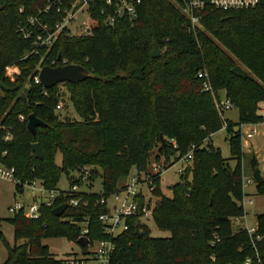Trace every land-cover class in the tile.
I'll return each mask as SVG.
<instances>
[{
  "label": "trees",
  "instance_id": "trees-1",
  "mask_svg": "<svg viewBox=\"0 0 264 264\" xmlns=\"http://www.w3.org/2000/svg\"><path fill=\"white\" fill-rule=\"evenodd\" d=\"M45 1L0 0V122L12 126L7 140L0 128L1 149L7 150L0 159L15 167L17 177L39 179L48 189H61L63 174L69 186L77 182L72 169L83 164L94 167L89 189L81 191L87 204L68 206L58 215L54 208L65 200L57 196L51 204L41 203L37 218L23 211L9 217L15 243L8 246L2 264H65L44 239L66 237L78 243L83 227L88 228V242L78 244L84 252L95 240L108 238L99 218L108 205L101 199L123 188L120 179L133 168L152 175L151 191L157 197L152 219L171 234L152 235L142 214L135 213L128 217L127 229L110 236L115 244L111 264H264V211L257 214L252 236L232 222V217L244 214L240 138L236 123L225 119L215 103L218 91L224 89L239 109V121L258 117L257 103L264 99V0L236 9L206 4L195 27L182 10L184 0H143L135 18L121 17L108 25L102 21L100 6H92L93 32L78 37L63 32L49 57L41 60L43 51L30 53L33 43L19 26ZM155 43L164 53L152 54ZM232 54L257 77L234 73L237 62ZM52 56L59 57L55 63ZM64 58L85 65L90 75L51 87L35 81L39 64L57 65ZM10 65L19 68L14 80L6 75ZM200 70H207L215 93L203 90ZM62 84L79 118L61 116L56 107L64 100ZM32 112L46 122L37 125L35 134L28 127ZM20 114L26 119L21 120ZM225 121L236 160L233 166L218 147L205 143ZM35 141L42 157L33 150ZM156 146V159L163 155L170 161L174 156L166 167L194 147V180L187 182L189 186L175 182L172 196L162 191L160 174L149 170ZM250 161L255 169L258 160ZM99 175L102 191L96 192L91 187ZM256 187L264 194V179ZM15 188L23 191L19 183ZM137 198L142 204L146 196L139 193Z\"/></svg>",
  "mask_w": 264,
  "mask_h": 264
},
{
  "label": "built area",
  "instance_id": "built-area-1",
  "mask_svg": "<svg viewBox=\"0 0 264 264\" xmlns=\"http://www.w3.org/2000/svg\"><path fill=\"white\" fill-rule=\"evenodd\" d=\"M143 0H46L45 3L39 8L37 14L30 15L26 22L21 23L19 26V32L25 37L31 39L33 43V48L31 52H41V60L49 57V49L53 46L55 41L66 31V35L78 37V36H87L93 32V20L94 13L92 6H100V16L104 24H113L121 17L135 18L137 16L138 7ZM261 0H184L182 10L189 18L191 25L200 24L201 14L200 12L204 9L206 4H212L216 7L223 9H236V8H248L254 7L259 4ZM23 8L21 7V10ZM86 14V21L82 24V33L78 34L75 32L73 23L75 17L78 13ZM59 15L60 17L56 18ZM46 16V17H45ZM55 16V17H54ZM59 58V57H58ZM58 58L54 56L50 57L52 63H55ZM57 59V60H56ZM68 63L64 58L63 63ZM52 65V64H51ZM15 65H10L6 67V75L11 79L16 78L10 76L8 72ZM43 65L39 64L38 71L34 76L36 82H41L39 77V71ZM15 75L19 73V68L16 66ZM198 76L203 78V90H210L212 93H215L213 86L211 84L207 70H200ZM215 103L219 110L229 109L234 105V103L227 98L226 94L223 98L217 93L215 96ZM63 101H60L57 104V108H62ZM257 118L253 120L238 121L236 124V131L239 134L240 138V164L242 170V187L244 191V196L240 200V203L244 207V214L239 216L232 217V220L236 223H239L242 218H247V213L250 211L246 208L247 203H253V198L248 197L249 192L247 191V186L252 182H256L253 173L248 175L245 169V155L246 150H253L252 139L256 136H264V99L258 101L256 108ZM20 119H26L24 114H20ZM225 124L227 125L226 121ZM0 128L4 129L3 140H7L12 136V126L0 122ZM194 148V147H193ZM193 148L183 156L184 160H189L192 158ZM7 153L6 149H1L0 141V156H3ZM252 157L257 158L256 152L253 150ZM94 166L90 164H83L79 166L74 174V177L78 179L77 182L73 183L66 189H48L44 186L41 180L39 179H26L22 180L21 178L15 175V167L5 164L2 159H0V177L11 179L16 183H19L23 187L32 189L33 191L38 190L41 195L48 194L46 200H37V194H34V201L30 204H26L23 201L16 200L15 204L10 207L13 212L23 211L24 214L28 217L37 218L40 214V205L42 202L53 203L54 199L57 196H62L64 202H68L71 205H83L87 204L88 201L84 199L81 194L83 186L89 184V179L91 175V170ZM182 168H180L181 170ZM153 177L151 174H144L143 177L139 173L134 174L131 177V182L126 183L123 187L125 192L124 197H121L119 190L112 193L115 198L120 201V204H114L113 207L110 206L109 197H103L101 202H106L108 205V210L99 215L100 220L103 224V230L110 236L117 235L123 230L127 229L128 217L141 213V218L147 217L148 215L152 216L154 204L152 201V188L154 187ZM143 184H146L148 190L151 192V196L143 192V189L140 187ZM87 190V189H86ZM22 191V192H23ZM57 191V195H55ZM139 193H142L146 196L145 201L141 204L137 196ZM243 227L247 229L249 234L252 236L256 233V225L249 226L248 224H243ZM88 231L87 227H83L82 235H86ZM81 235V236H82ZM87 236V235H86ZM102 238L97 240L98 245L93 249L88 248V251L83 252V256H78L76 254H68L64 256L65 264H90V262H95V264H111L110 258L111 254L115 248L114 241L111 237ZM92 246V244L90 245Z\"/></svg>",
  "mask_w": 264,
  "mask_h": 264
},
{
  "label": "rangeland",
  "instance_id": "rangeland-1",
  "mask_svg": "<svg viewBox=\"0 0 264 264\" xmlns=\"http://www.w3.org/2000/svg\"><path fill=\"white\" fill-rule=\"evenodd\" d=\"M85 15L86 14L81 12L78 13L75 17L73 27L75 32H77L78 34H81L83 31L82 24H84L86 21ZM159 50L160 53H164V48L162 49L159 47ZM232 57L237 62V64L243 66L250 73V75L257 77L254 72L248 69L243 63H241L236 56L232 54ZM9 69L10 70L8 72L10 73V76L15 77L16 75L14 70L16 69V66H13ZM12 80H14V78H12ZM61 90H63L65 95L63 106L60 110L61 116H65L67 114L71 117L79 118V115L73 107V104L69 101V91L66 85L62 84ZM218 93L223 98V96L225 95V90L220 89ZM224 118L237 124V122L239 121L238 107L233 106L229 109L224 110ZM229 136L230 134L228 132L227 126L226 124H224L222 128L212 133L205 143H212L215 147H218L221 150L222 155L228 158L231 164L235 165L236 160L235 158H233L230 150ZM252 143L253 150L257 154L258 166L260 167L261 173L264 177V136H256V138L252 139ZM245 150V169L246 173L249 175L254 170L251 161L249 162L252 157L253 150H249L248 148ZM157 152L158 146H156L151 153L149 170L155 174H160V187L166 195L172 196L171 186L177 181L181 182L184 185H187L188 183L192 184L194 180V165L192 159L184 160V158L181 157L175 163L166 167L169 162L174 160V156H171L170 161L166 160L163 155L156 159L155 156ZM60 160L61 154L59 153L57 155V161L60 162ZM180 168L182 169L180 170ZM75 170L76 168L72 169V173H74ZM134 174H137L135 168L132 169L131 173L128 176L120 179L119 186H124V184L130 183L131 177ZM139 175L143 177L144 173H140ZM68 186L69 180L67 179L66 175L63 174L59 182V187L62 189H66L68 188ZM140 187L143 189L144 193H147V195L151 196V192L148 190L146 184H143ZM82 188L86 190L89 189V186L85 185ZM91 189L96 192L102 191L101 175H99L93 181ZM122 189L123 188H120L119 194L121 195V197H124L125 192ZM247 191L250 193L248 197L253 198V203L246 204V208L250 210L247 213L246 219L242 218L239 223H236L232 220L235 228H238L245 223L249 226L256 225L257 214L264 211V194H261L257 191L256 182H252L251 184H249L247 186ZM34 194H37L36 199L39 201L46 200L48 198V194L41 195L38 190L33 191L28 187H25L23 192L16 191L15 182L13 180L0 177V231L3 233V236L0 235V264H2L7 258L8 246L15 243V228L13 223L9 220V217L13 216L14 212L10 209V207L15 204L16 200L23 201L26 204L32 203L34 201ZM55 195H57V191H55ZM151 197L153 203H155L157 197L155 195H152ZM109 203L110 206L113 207L114 204L119 205L120 201L115 198L114 194H111L109 195ZM141 221L146 223L151 228V234L154 236H169L171 234L169 230L157 227L154 220L152 219V216L150 215L141 218ZM44 242L49 245L51 252H53L58 258H62L68 254H76L78 256L84 255V249L80 247L78 243L73 240H69L66 237L50 236L45 238ZM97 245L98 241L95 240L92 246H90L89 248L93 249ZM90 264H95V262L91 261Z\"/></svg>",
  "mask_w": 264,
  "mask_h": 264
},
{
  "label": "water",
  "instance_id": "water-1",
  "mask_svg": "<svg viewBox=\"0 0 264 264\" xmlns=\"http://www.w3.org/2000/svg\"><path fill=\"white\" fill-rule=\"evenodd\" d=\"M160 53L158 43H155L154 49L152 50L153 55H157ZM232 71L239 76L249 77L250 73L240 64H236L232 67ZM90 75L89 69L80 63H66V64H44L40 71L39 77L41 83L45 87H51L59 82L72 81L77 82L80 80L86 79ZM45 125L41 118H39L34 112L28 115V127L35 134L37 125ZM162 139H164V135L161 133ZM33 150L35 151L36 156L42 157L43 152L41 146L38 141L33 142ZM253 176L256 180V183L261 182L264 177L261 173L259 166H257L253 171ZM190 188L186 187V191L190 192ZM70 204L68 202H63L54 208L56 214H61ZM141 232H139L140 234ZM88 242V237L86 235H82L78 238V243L80 245H84Z\"/></svg>",
  "mask_w": 264,
  "mask_h": 264
},
{
  "label": "crops",
  "instance_id": "crops-1",
  "mask_svg": "<svg viewBox=\"0 0 264 264\" xmlns=\"http://www.w3.org/2000/svg\"><path fill=\"white\" fill-rule=\"evenodd\" d=\"M256 159H257V158H256ZM230 164H231V163H230ZM231 165L233 166L234 164H231ZM259 168H260V167H259ZM252 173H253V171H252ZM252 173H250V174H252ZM250 174H249V175H250Z\"/></svg>",
  "mask_w": 264,
  "mask_h": 264
}]
</instances>
